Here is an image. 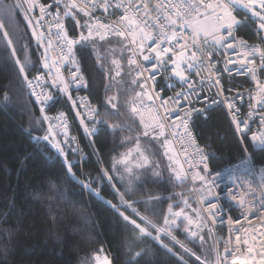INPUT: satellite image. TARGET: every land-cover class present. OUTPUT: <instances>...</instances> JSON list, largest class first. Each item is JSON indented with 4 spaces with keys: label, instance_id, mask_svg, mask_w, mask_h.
Listing matches in <instances>:
<instances>
[{
    "label": "snow or ice",
    "instance_id": "obj_1",
    "mask_svg": "<svg viewBox=\"0 0 264 264\" xmlns=\"http://www.w3.org/2000/svg\"><path fill=\"white\" fill-rule=\"evenodd\" d=\"M37 8L40 15L35 14ZM97 12L101 15H96ZM68 18L75 22L74 26L69 22V26L66 27L65 21ZM246 23L256 25L257 35L264 32V0H52L50 4L39 3L38 0H15V2L0 0V60L9 64L14 76L23 78L26 90L21 89V92L30 98L34 97L35 103L40 105L42 119H37V124L47 122L49 127L46 134L38 139L48 142L59 156L66 157V148L57 139L58 134L51 126L52 121L44 114L49 102H56L58 94L67 96L68 100L73 102L74 108H87L91 113L88 119L94 122L93 127L89 128L85 125L84 128L89 136L95 133L96 125H107L112 131L117 129L129 133L136 131L135 151L139 153L138 159L132 164L129 160L130 150L113 162V171H120L117 167L120 165L127 174L121 175L122 181L127 179L131 184L133 179H139L141 175L147 173H151L157 179L163 177L162 164L157 162L159 157L155 145H160L163 155L170 161L168 180L173 187H186L187 173L192 172L194 167L197 169L192 180L199 181L200 187L189 191L195 192L199 197V203L205 205L202 210L193 207L184 192H176L167 197L174 203L168 204V211L163 215L162 223L159 218L151 219L150 215L155 216L156 208L164 202L163 196H153L148 193L147 199L130 202L125 199L129 196V192L125 191L120 195L121 205L107 202L124 222L123 247L128 257L125 264H158L157 257L161 249L166 254L176 257L177 264H189L186 256H195L200 264H228L230 249L227 245L231 243L230 239L225 242L224 255L221 256L218 250H214L215 256L211 259L209 258L212 255L211 251L202 249L201 255H197L188 247L189 243L195 246L197 239L203 243L205 236L202 233L209 228L208 217H211L214 225L221 208L218 203L219 195L213 190L214 181L208 178L209 165L204 154L205 150L197 144L189 126L193 113H201L204 109L186 107V105H192L194 99L195 102H200L202 96L204 100L216 103L205 94L206 86L209 91L216 87L219 95H223L224 91H232L231 87L226 90L220 87L221 69L215 57L221 54L222 49V54L226 58L223 72L231 74L232 67L238 65V71L247 75L251 85H254L244 88V92L249 96L247 118H242L241 110L237 105L228 101L232 123L236 132L242 137L247 129L252 133L251 141L254 144L258 142L264 145V78H262L264 77V38H261L258 44H250L247 40L238 38L236 35L238 26ZM113 39L119 47V57H116V47L101 53L104 44H112ZM33 44L35 51L39 53L38 60H34L30 52ZM89 48L91 55L95 56L97 64L106 74L114 72L115 75L112 76L114 81L116 77H121L116 83L123 85L121 95L126 97L124 103L120 104L119 97L115 95L108 96L104 101V104L117 115H121V110L126 109L124 113L126 119L121 125L108 124L107 120L100 119L97 108L85 103L77 105L70 95V85L87 86L81 74L77 51ZM52 52L58 53L56 60L50 59ZM125 53L128 54L126 57ZM230 54H234L237 58L231 59ZM109 55L113 56L110 61L111 69L105 66ZM124 59L127 60L126 75L131 78L130 83L124 81L121 76L124 72L122 64ZM64 66L68 67L67 77L61 72ZM32 73L35 75H31ZM193 73L198 78V82L197 79L192 78ZM158 76L173 81L169 87H174L175 82L178 81L180 90L165 99L161 95L163 88L157 90ZM149 82L151 87L148 86ZM37 88L40 90L37 91ZM4 98L8 100L9 96L6 94ZM242 98V93L237 92L233 100ZM156 101H160L159 107ZM31 102V99L26 100L25 107ZM105 114H112L107 107ZM253 115L259 118L258 132H253L249 126V119ZM77 116H81V113L77 112ZM59 119H61L59 126L65 129L62 133L66 138L64 144H75L77 142L75 138H68L67 124L64 122L66 118L63 113L60 114ZM84 123L82 118L81 124ZM141 136L151 147L141 149ZM125 139H131V136ZM185 139L188 146L194 149L191 153L189 147H184ZM174 140H179L181 143L185 162L189 164L187 169H184L179 160L174 158ZM241 142L243 143V140ZM71 151L75 154L78 149L72 148ZM189 156L191 160L188 159ZM154 157L156 159H153ZM196 157H199L198 161ZM249 162L245 160L246 164ZM65 163L68 165L66 175L76 181L81 190L92 191L94 181L90 178L91 174L86 180L79 179L73 172L71 161L65 159ZM259 174L261 181L264 182V167L259 169ZM103 175L107 176L109 181L113 179L106 171ZM230 180L239 181L238 187L247 184L250 192L257 193L251 199L241 198L238 201L236 196H231L232 200L238 203L241 214L246 219L251 213L264 214V192H259L247 178L241 179L234 175ZM229 195H231L230 191ZM176 197H180L178 202ZM133 203L144 204L145 212L149 213V215H141L133 210V215L139 216L140 223L125 215V211L132 207ZM181 203L184 207H180ZM174 208L179 210L174 211ZM187 209H191L194 215H190ZM204 213L208 215L205 216ZM220 219L223 222L222 214ZM238 223L239 220H234L231 215L228 216V225ZM181 224L184 225L183 233L186 235L183 239H178ZM252 239L256 240L255 230L252 232ZM235 240L237 244L242 241L238 232ZM243 243L247 244L248 241L244 239ZM177 245L179 248L176 247ZM251 251L252 249H249V252ZM6 255L7 253L4 264H7ZM103 264H111V262L105 257Z\"/></svg>",
    "mask_w": 264,
    "mask_h": 264
},
{
    "label": "trees",
    "instance_id": "obj_2",
    "mask_svg": "<svg viewBox=\"0 0 264 264\" xmlns=\"http://www.w3.org/2000/svg\"><path fill=\"white\" fill-rule=\"evenodd\" d=\"M69 22L74 26L75 22L68 19L66 27ZM254 28L256 26L252 23L238 26V38L255 43ZM112 47H116V57H119L120 50L115 40L112 44H104L101 53ZM30 52L34 60L39 59L34 44ZM112 58L109 55L105 61L108 69L112 68ZM77 59L87 85L83 93L99 110L100 119L107 120L108 124L121 125L126 119V109L117 115L104 104L106 98L113 95L119 97L120 104L124 103L126 97L121 95L123 85L116 83L121 77H116L114 81V72L106 74L97 64L95 56L91 55L90 48L77 51ZM122 64L124 72L121 76L130 83L131 78L126 75V59ZM160 85L165 93L169 92L166 83L160 82ZM21 89L26 90L23 78L14 76L9 64L0 60V264H4L5 253L7 264H95L94 257L103 253L109 257L111 264H125L128 257L123 247L124 222L107 203L111 201L121 205L120 195L125 191L129 192L125 199L130 202L147 199L148 193L163 196L164 202L156 208L155 216L150 215L153 220L159 218L161 223L168 204L174 203L167 197L176 192H184L196 207L188 184L186 187H173L169 183L160 145H155V148L158 150L157 162L162 164V178L157 179L147 173L129 184L128 180L120 179V171L112 170L114 160L136 145L135 130L131 133L119 129L112 131L107 125H98L89 137L78 130L79 144L85 153L81 161L70 153L65 140L57 136L67 150L66 157L59 156L48 142L35 138L43 136L45 122L37 124V119H42L40 108ZM6 94L8 100L4 98ZM28 99L32 102L25 107ZM106 107L111 115L105 114ZM192 127L198 145L205 150L209 170L235 161L245 149L254 164L264 162V151L253 150L245 139L242 143L237 138L221 106L212 107L205 119L196 117ZM129 136L131 139H125ZM140 144L151 147L142 136ZM65 159L71 161L73 172L79 179L86 180L91 174L90 178L94 181L92 191L81 190L76 181L66 175L68 165ZM105 171L113 177L111 181L103 175ZM179 200L180 197H176V201ZM134 209L141 215H149L142 203H133L125 215L139 221L131 213ZM121 210L124 211V208L121 207ZM178 233L177 238L183 239L185 235ZM202 234L205 236L203 243L197 239L195 246L189 243L188 247L197 255H201L202 249H207L212 253L209 258H214V238L209 230ZM176 247L179 248L178 245ZM185 258L189 264H200L195 256ZM157 260L158 264H177V258L166 254L163 249Z\"/></svg>",
    "mask_w": 264,
    "mask_h": 264
},
{
    "label": "built area",
    "instance_id": "obj_3",
    "mask_svg": "<svg viewBox=\"0 0 264 264\" xmlns=\"http://www.w3.org/2000/svg\"><path fill=\"white\" fill-rule=\"evenodd\" d=\"M38 2L50 4L52 3V0H38ZM35 14L40 15L39 8L35 10ZM96 15H101V13L97 12ZM66 21H65V24H66ZM253 32L255 33L257 41L252 44H258L261 40V37L260 35H257V28H254ZM42 51L43 50L41 49V52ZM222 53H223V50L221 49V54H218L215 57V61H219V67L221 69L222 84L220 87L225 90L231 87L232 91L231 92L224 91L223 95H219L217 94L216 87H213L211 91H209L208 87L206 86L205 94L211 97V99H214L216 103L213 104L211 103V100H204L202 96L200 102H195V99H194V102L192 105L190 106L186 105V107L204 109V111L201 113H193L192 120L189 125L193 132V137L196 139L194 131H193V127H192L194 119L196 117H201L205 119L207 117L208 111L212 107L221 106L223 110L225 111L227 118L229 120V123L232 127V130L237 136V138L240 141L242 139H245L253 150L264 151V145L259 144L258 142L254 144L251 141V135H252L251 132L245 129V135L242 137L239 133L236 132L235 125L232 123V116L229 114V108L227 106L228 101H232L237 105V107L241 110L242 118H247L246 113L249 111V108H248L249 96L247 95V93L244 92V88H247L250 86L254 87V85H251L250 78L247 75L241 74L238 71V68H239L238 65L235 67L229 66V67H232L231 74L224 73L223 68L225 66L226 58L223 56ZM125 54L126 56L128 55L127 53ZM57 56H58L57 52L50 53L51 60H56ZM230 58L236 59L237 57L234 54H230ZM126 66H127V60H126ZM61 72L65 75V77H67L68 67L67 66L62 67ZM192 78L197 79V82H198V78L195 77V73H193ZM160 82L166 83L167 87H169L170 84H173V81H167L162 76H158L156 80L157 90H160V88H163L160 85ZM148 86L151 87L150 82ZM84 89H85V86L77 87L75 84H72L70 85V95L73 97V100L76 102L77 105L81 103H85V104H88L94 107L90 103L87 95L83 93ZM168 89H169V92L167 93H165L164 88H163V91L161 92V95L165 99H167L169 96H172L175 91L180 90L179 82L176 81L175 86L169 87ZM39 90L40 89L37 88V91ZM237 92L242 93L243 98L233 100V97L236 96ZM57 96L58 98L55 103L49 102L47 110L44 114L47 115L52 121L51 126L55 129L56 133L58 134L57 136L65 140L66 139L65 136L62 134L65 129L59 126L61 123V119H59L60 114L61 113L64 114V118H66L64 122L67 124L68 138H75L77 141L75 144L67 145L68 150L72 154V151H71L72 148L78 149V151H76V153L72 155L74 156V158L81 161L82 159L85 158V153L79 144L78 130H80L81 133L85 137H89V135L85 133L84 128H85V125L88 126L89 128L93 127L94 122L88 119V117L91 116V113L88 112L87 108H80V107L74 108L73 102L68 100L67 96H59L58 94ZM31 99L35 101L34 97H31ZM156 105L157 107H159L160 101H156ZM38 106L40 108V105ZM77 112H80L81 116L78 117ZM173 115H175V113H173ZM82 118L85 121L84 125L81 124ZM136 124H137V127H139L138 119L136 121ZM249 126L253 132H258L260 130L258 116L253 115L249 119ZM48 127H49V124L45 122V129H44L43 136L46 134ZM97 127L98 125H96V128ZM43 136H36L35 138L38 139L39 137H43ZM38 140H41V139H38ZM184 147H189L186 139L184 142ZM173 149L175 153L174 158L179 160L180 164L183 165L184 169H187L189 167V164L185 162V157L183 155V150H182L181 143L179 140L173 141ZM192 151H194V149L189 147V152L191 153ZM161 158L164 162V166H165L167 174L170 175V172L168 171V166L170 164V161L163 155V149H161ZM188 159L191 160V156H189ZM198 160H199V157H196V161ZM245 160H248L250 162L246 164ZM193 163L195 164V161H193ZM262 167H264V162H261L259 164H254L251 161L248 153L244 150L243 154L235 161L225 164L224 166L218 169L209 170L208 178L210 181H214L213 190L219 195L218 203L220 205L221 211L217 213V219L214 225L212 224L211 217H208L209 228L205 230H209L214 238V242L219 244V248H220L222 256L224 255L225 242L228 241L229 239L231 240V243L227 245L230 249V253L228 254V264H232L233 262H237L239 264H264V214L251 213V214H248L247 219H246L245 216L241 214L238 203L236 201H233L231 198V196L234 195L236 196L237 201L241 198L251 199L252 196L256 195L257 193L250 192L247 184H244L242 187H238L237 184L239 183V181L230 180V177L234 175L240 177L241 179L247 178V180L251 182L252 186L257 188L259 192H264V182L261 181L260 174H259V169ZM200 168L202 169V165H200ZM196 170L197 169L194 167L192 172L187 173L188 179L185 182V184L189 185V189H193V188L198 189L200 187L199 181L194 182L192 180V176ZM177 185H179V182H177ZM229 191L231 192V195H229ZM191 193L195 200V204H196L195 208L202 210L205 205L199 203V197L195 194V192H191ZM213 202H217V201L213 200ZM221 214L223 215V222H221V219H220ZM204 215L207 216L208 214L204 213ZM229 215H231L234 220H239L240 223L228 225L227 218ZM230 229L232 231H230ZM253 230H255V234H256L255 241H253L252 239ZM237 232L242 237V241L240 244H237L235 240V236ZM244 239L248 241L247 244L243 243ZM249 249H252V251L249 252Z\"/></svg>",
    "mask_w": 264,
    "mask_h": 264
},
{
    "label": "rangeland",
    "instance_id": "obj_4",
    "mask_svg": "<svg viewBox=\"0 0 264 264\" xmlns=\"http://www.w3.org/2000/svg\"><path fill=\"white\" fill-rule=\"evenodd\" d=\"M255 18H253V20H254ZM255 25V24H254ZM256 26V25H255ZM257 28V27H256ZM261 36H262V38H264V32H261ZM114 75H115V73H114ZM140 146H141V149L143 150V148H144V146H142L141 144H140ZM136 147H137V145H135L134 147H132L131 149H129L128 151H126V152H124V153H128L130 150H131V156L129 157V160L132 162V164H134L135 163V161H136V159H138V156H139V153H137L136 151H135V149H136ZM124 153H122V154H124ZM121 155V154H120ZM120 158V157H119ZM118 158V159H119ZM131 166V165H130ZM117 167H119V169H120V174L122 175H127L125 172H124V169H123V166H120V165H118ZM135 170V169H134ZM127 180V179H126ZM134 180H136V179H133V181ZM180 207H183V204L180 206ZM194 207V206H193ZM175 210H179L178 208L177 209H174V211ZM188 210V212H189V214L190 215H194V213L192 212V210L191 209H187ZM131 213H133V212H131ZM135 218H137L139 221H137L138 223H140L141 221H140V218H139V216H134ZM130 219H133V218H131L130 217ZM183 227H184V225L183 224H181V227H180V229L178 230L181 234H184V235H186L185 233H183ZM213 243H214V250H218L219 251V253H220V255L222 256V254H221V251H220V248H219V245L217 244V243H215L214 241H213ZM214 256H215V251H214ZM99 257V259L97 260V256H95L94 258H95V264H103V261H104V258L105 257H107L108 258V260L110 261V259H109V257L106 255V254H101L100 256H98ZM232 264H239V263H237V262H233Z\"/></svg>",
    "mask_w": 264,
    "mask_h": 264
},
{
    "label": "crops",
    "instance_id": "obj_5",
    "mask_svg": "<svg viewBox=\"0 0 264 264\" xmlns=\"http://www.w3.org/2000/svg\"><path fill=\"white\" fill-rule=\"evenodd\" d=\"M261 38H262V36H261Z\"/></svg>",
    "mask_w": 264,
    "mask_h": 264
},
{
    "label": "bare ground",
    "instance_id": "obj_6",
    "mask_svg": "<svg viewBox=\"0 0 264 264\" xmlns=\"http://www.w3.org/2000/svg\"><path fill=\"white\" fill-rule=\"evenodd\" d=\"M219 245V244H218Z\"/></svg>",
    "mask_w": 264,
    "mask_h": 264
}]
</instances>
